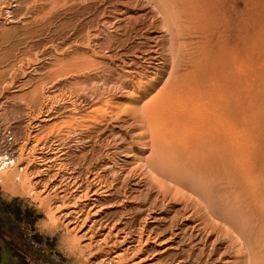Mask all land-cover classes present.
Masks as SVG:
<instances>
[{"label":"rangeland","instance_id":"374dc122","mask_svg":"<svg viewBox=\"0 0 264 264\" xmlns=\"http://www.w3.org/2000/svg\"><path fill=\"white\" fill-rule=\"evenodd\" d=\"M192 130L253 168L257 188L224 152L201 172L249 218L243 253L182 174L146 169L153 135L174 157ZM1 156L0 264H264V0H0Z\"/></svg>","mask_w":264,"mask_h":264},{"label":"bare ground","instance_id":"6f19581e","mask_svg":"<svg viewBox=\"0 0 264 264\" xmlns=\"http://www.w3.org/2000/svg\"><path fill=\"white\" fill-rule=\"evenodd\" d=\"M161 1V3H162V0H160ZM211 1V0H210ZM156 2V1H155ZM159 2V1H158ZM171 4V3H170ZM191 4V3H190ZM204 4V3H203ZM198 5V4H197ZM173 8V7H172ZM200 8V7H199ZM165 11V10H164ZM167 11V10H166ZM178 11V10H177ZM170 12V11H169ZM194 12V11H193ZM158 13V12H157ZM174 12H172V14H173ZM168 15V14H167ZM194 15V14H193ZM51 16V15H50ZM166 17V16H165ZM170 17H172V15L170 16ZM179 17V16H178ZM167 19V18H166ZM171 19V18H170ZM172 19H174V17L172 18ZM198 19V18H197ZM168 20V19H167ZM173 21V20H172ZM177 21V20H176ZM170 26V25H169ZM175 26V25H174ZM176 27V26H175ZM174 27V28H175ZM176 29V28H175ZM169 30V29H168ZM170 32V31H169ZM173 36H174V34H173ZM177 36V35H176ZM179 36V35H178ZM177 36V37H178ZM181 36V35H180ZM79 38V37H78ZM200 39V38H199ZM174 40V39H173ZM247 40V39H246ZM263 40V39H262ZM172 42V41H171ZM174 42V41H173ZM176 43H177V41H176ZM182 43V42H181ZM172 44V43H171ZM179 44V43H178ZM182 45V44H181ZM261 45V44H260ZM170 47H172V46H170ZM181 47V46H180ZM169 48V47H168ZM170 50V49H169ZM172 50V49H171ZM180 51V50H179ZM194 51V50H193ZM261 51V50H260ZM173 52V51H172ZM180 53V52H179ZM177 55H179L178 53H176ZM175 54V55H176ZM233 54V53H232ZM184 56V55H183ZM179 57V56H178ZM170 59V58H169ZM176 59V58H175ZM189 59V58H188ZM260 60V59H259ZM174 61V60H173ZM176 61V60H175ZM178 64V63H177ZM263 64V63H262ZM172 66V65H171ZM219 66V65H218ZM195 67V66H194ZM87 68V67H86ZM263 68V67H262ZM62 69V68H61ZM58 70H60V69H58ZM173 70V69H172ZM221 70V69H220ZM219 70V71H220ZM225 70V69H224ZM236 70V69H235ZM68 71H70V70H68ZM217 70H215V72H216ZM238 70H236V72H237ZM60 72H62V71H60ZM80 72V71H79ZM231 72V71H230ZM65 73V72H64ZM70 73V72H69ZM51 74H53V73H51ZM56 74V73H55ZM60 74V73H59ZM62 74V73H61ZM237 74V73H236ZM219 75V74H218ZM56 76H58V75H56ZM69 76V75H68ZM219 76H221V74L219 75ZM226 77H228L227 75H226ZM57 80H59V79H57ZM176 80V79H175ZM236 80V79H235ZM55 81V80H54ZM234 81V80H233ZM227 83V82H226ZM213 85H215V84H213ZM86 87V86H85ZM222 89L223 88H226V87H228V85H226V84H224V85H221L220 86ZM230 88H237L238 86L236 85H230L229 86ZM213 88H215V87H213ZM220 88V89H221ZM241 88V87H240ZM247 88V87H246ZM212 89V88H211ZM82 90V89H81ZM84 90H85V88H84ZM229 90V89H228ZM219 91H221V92H223L222 90H219ZM233 91V90H232ZM216 94H218V92L216 93ZM56 95V94H55ZM58 95V94H57ZM70 95V94H69ZM79 95V94H78ZM56 97V96H55ZM84 97V96H83ZM213 97V96H212ZM211 97V99H213ZM219 97H224V95L221 93V94H219L218 95V97H217V99L219 98ZM88 99V98H87ZM62 100V99H61ZM98 100H99V98H98ZM74 101V100H73ZM82 101V100H81ZM185 101V100H184ZM85 102V101H84ZM154 103V102H153ZM152 103V104H153ZM78 104V103H77ZM180 104V103H179ZM184 104V103H183ZM193 104V103H192ZM201 104V103H200ZM150 105V104H149ZM181 105V104H180ZM203 105V104H202ZM151 106V105H150ZM254 106V105H253ZM80 107H82V106H80ZM153 107V106H152ZM154 107H155V105H154ZM179 107V106H178ZM177 107V108H178ZM201 107V106H200ZM146 108H147V106H146ZM70 109V108H69ZM149 110H154V109H150V108H148ZM188 109V108H187ZM205 110V109H204ZM59 111V110H58ZM89 112V111H88ZM145 112V111H144ZM150 113V112H149ZM204 113V112H203ZM251 113V112H250ZM154 114V113H153ZM82 115V114H81ZM86 115V114H85ZM90 115V114H89ZM93 115V114H92ZM148 115V114H147ZM218 116V115H217ZM80 117H82V116H80ZM91 117V116H90ZM95 117V116H94ZM155 117V116H154ZM208 117V116H207ZM72 118V117H71ZM79 118V117H78ZM97 118V117H96ZM183 118V117H182ZM181 118V119H182ZM186 118V117H185ZM220 118V117H219ZM50 119V118H49ZM51 119H52V117H51ZM54 119V118H53ZM74 119V118H73ZM81 119V118H80ZM93 119V118H92ZM187 119V118H186ZM253 119V118H252ZM71 120V119H70ZM95 120H97V119H95ZM149 120V119H148ZM76 121H78V120H76ZM81 121V120H80ZM153 121H155V119L153 120ZM152 121V119H151V121L150 122H153ZM74 122V121H73ZM199 122V121H198ZM198 122H197V125H198ZM204 122V121H203ZM202 122V123H203ZM220 122V121H219ZM254 122V121H253ZM69 123V122H68ZM77 123V122H76ZM156 123V122H155ZM204 123H206V122H204ZM212 123V122H211ZM182 124H184V123H182ZM207 124V123H206ZM218 124V123H217ZM196 125V126H197ZM152 126V125H151ZM155 126V125H154ZM179 126V125H178ZM183 126H185V124L183 125ZM198 126H200V125H198ZM217 126V125H216ZM233 126V125H232ZM180 128H181V125L179 126ZM186 127V126H185ZM253 127V126H252ZM179 128V129H180ZM211 128V127H210ZM212 128H213V126H212ZM225 128V127H224ZM156 129V128H155ZM185 129V128H184ZM184 129H182L181 128V130H184ZM202 129V128H201ZM201 129H197L198 130V132H200L201 131ZM214 129V128H213ZM229 129V128H228ZM195 130V129H194ZM197 130H195V132L197 131ZM200 130V131H199ZM209 130V129H208ZM157 131V130H156ZM216 131V130H215ZM222 131V130H221ZM225 131V130H224ZM238 131V130H237ZM245 131V130H244ZM182 132V131H181ZM192 132L193 133H191V135H194V131L192 130ZM203 133V131L201 132V134ZM204 133H206V132H204ZM240 133H242V132H240ZM247 133H249V132H247ZM155 134H156V132H155ZM182 134H184V133H182ZM197 136H195V137H189V139H187V138H185V137H181V136H183V135H181V133H180V137L178 138V140H177V143L175 144V146H173V150H175V151H173V152H175V154H176V156H174V157H172V156H170L171 154H169V155H167V156H165V154H166V152L168 151V144H165L164 142L166 141V139L163 141L160 137H159V135L157 134V135H153L152 136V146H153V149L155 148V151H154V154H153V156L149 159V160H146V169H147V171L150 173V175H152V177H154V176H156V174L159 172V173H161L162 175H165L166 174V176L168 175V177L170 176L171 177V175L174 173V174H176V172L177 173H179L181 176H179L180 178H178V180L179 179H181V182L183 183L182 185L183 186H186V188H188V185H190V186H192L191 188H195V190L194 191H196V194H197V196L195 197L196 199H195V206H196V210H197V212H198V215L200 216V213L201 212H203V213H205V215L207 216H210V217H212L213 219H217V218H219L220 216H225L226 218H227V221L229 220V223H232L231 224V226L230 227H232V225L234 226V227H236V229H234V230H236L234 233H235V241L238 243V250H240V252H242L244 249H245V246H247L248 247V245H249V243L247 242V244L248 245H246V239H247V241L249 240V237H247L246 238V236L247 235H249V233H250V230H249V232L246 230V229H249L248 227H247V224L249 223V218H242L241 217V215H232L231 213H229L228 211H230V206H226L227 207V209H228V207L230 208V209H228V210H226L225 208L226 207H224V209L221 207V211H220V208H218V206H216V204L214 205L213 204V202L214 201H210L209 199H210V197L207 195V193H209L210 194V192H207V191H209V189H208V187H206V186H203V184H204V182H203V184H202V181H201V172L202 171H206L207 169H208V167H209V165H212L211 167H213V166H216L215 165V163H218V158L220 159V156H219V154L221 153V152H224L225 153V167H228L229 165L231 166L230 168L228 167V170L234 175L233 176V179H234V177L236 178V177H238L237 179L239 180V179H241V181L243 180V182H241V183H244V182H246L245 184L246 185H249V186H251V188L252 187H256L257 188V185H256V183H254V182H256V181H253V179H252V173H253V168L251 169V165L249 166V165H246V160H245V162H243V160L242 159H239V156H241V155H239V149H240V147H239V145H236L233 141L226 147V148H221L220 147V145L219 144H216V143H214V142H216L217 141V138L216 137H214V136H210V135H207L206 134V136L207 137H205V135H203V136H201V134H199V133H195ZM214 134V133H213ZM224 134V133H223ZM250 134V133H249ZM258 134V133H257ZM190 135V136H191ZM247 135V134H246ZM37 136V135H36ZM251 136V135H250ZM35 137V136H34ZM232 137V136H231ZM243 137V136H242ZM246 137V136H245ZM215 138H216V140H215ZM234 138V137H233ZM219 139V138H218ZM236 138H234V140H235ZM238 139V138H237ZM243 139V138H242ZM248 138H246V140H247ZM35 140V139H34ZM39 140V139H38ZM230 140V139H229ZM244 140V139H243ZM219 141V140H218ZM217 141V142H218ZM172 142V141H171ZM61 143V142H60ZM167 143V142H166ZM174 143H175V141H174ZM214 143V144H213ZM35 144V143H34ZM213 144V145H212ZM56 145H57V143H56ZM216 145H219V146H216ZM250 146V145H249ZM172 147V146H171ZM61 148V147H60ZM245 148V147H244ZM151 149V148H150ZM222 151H221V150ZM242 149H243V147H242ZM245 149H247V148H245ZM249 149V148H248ZM170 150H171V148H170ZM253 151V150H252ZM171 152V151H170ZM250 152V151H249ZM165 153V154H164ZM168 153H169V151H168ZM172 153V152H171ZM241 153V152H240ZM244 154H245V151L243 152ZM61 154V153H60ZM222 154V153H221ZM242 154V153H241ZM248 154V153H247ZM251 154V153H250ZM66 155V154H65ZM168 156H170V157H168ZM245 156V155H244ZM244 156H242V158L244 157ZM55 157V156H54ZM247 157H249L248 155H247ZM252 157V156H251ZM60 158V157H59ZM145 159V158H144ZM223 159V158H222ZM52 160V159H51ZM221 160V159H220ZM254 161V160H253ZM187 162L188 163H191V164H193L194 166H193V168L195 169V171H196V175H195V177H191L192 176V174H194V173H192L191 172V175L190 174H187L188 172H186L188 169H186V165H187ZM14 163V161L13 160H10L7 156H1L0 157V169L2 170V169H4L5 167H7L9 164H13ZM178 163V164H177ZM245 163V164H244ZM251 164V163H250ZM189 165V164H188ZM220 166V165H219ZM218 167V166H217ZM254 167V166H253ZM224 168V167H223ZM156 169H158V170H156ZM224 170V169H223ZM227 170V171H228ZM146 171V170H145ZM214 171V170H213ZM226 171V170H225ZM226 171V173H228ZM181 172V173H180ZM173 174V175H174ZM228 174H230V173H228ZM231 175V174H230ZM256 175V174H255ZM203 176V175H202ZM70 177V176H69ZM75 177V176H74ZM176 177V176H175ZM228 177H229V179L232 181V177L231 176H229L228 175ZM231 177V178H230ZM255 177V176H254ZM18 178V177H17ZM72 178V177H71ZM177 178V177H176ZM63 179V178H62ZM167 179H169V178H167ZM173 179V180H172ZM204 179V178H203ZM171 180V182H173V181H175V178H171L170 179ZM218 180V179H217ZM255 180V179H254ZM84 181V180H83ZM86 181V180H85ZM177 181V180H176ZM175 181V182H176ZM230 181V182H231ZM234 181V180H233ZM228 182V181H227ZM237 182V181H236ZM239 182V181H238ZM220 183V182H219ZM229 183V182H228ZM231 183H233V182H231ZM240 183V184H241ZM93 184V183H92ZM206 184H208V182L206 183ZM226 184V183H225ZM86 185V184H85ZM243 185V184H242ZM259 185V187H260V184H258ZM263 185V184H262ZM95 186V185H94ZM182 186V187H183ZM209 186V185H208ZM203 187H205V188H203ZM222 187V186H221ZM185 188V187H184ZM190 188V187H189ZM202 188H203V190L204 191H201L202 190ZM206 188L208 189L207 191H206ZM226 189V188H225ZM259 189V188H258ZM189 190V189H188ZM224 190V189H223ZM252 190V189H251ZM201 191V192H200ZM206 192V193H205ZM238 192V191H237ZM248 192H249V190H248ZM189 193V192H188ZM256 193V192H255ZM82 194V193H81ZM85 194V193H84ZM212 194V193H211ZM213 195V194H212ZM228 195V194H227ZM249 195V194H248ZM211 196V195H210ZM236 196V195H235ZM252 196V195H251ZM256 196V195H255ZM262 196H264L263 194H262ZM207 197H209V198H207ZM214 197V196H213ZM212 197V198H213ZM228 197V196H227ZM218 198V197H217ZM252 198V197H251ZM236 198H234L233 200H235ZM246 199H247V197H246ZM264 201V200H263ZM262 201V202H263ZM223 202V201H222ZM222 202H220V203H222ZM237 202V201H236ZM229 203V202H228ZM227 203V204H228ZM234 203V202H233ZM232 205V204H231ZM237 205H238V203H237ZM221 206H222V204H221ZM233 206V205H232ZM231 206V207H232ZM237 207V206H236ZM239 207V206H238ZM261 207V205L259 206V208ZM242 208V207H241ZM237 209V208H236ZM243 209V208H242ZM224 211V215L222 214V212ZM80 211V210H79ZM184 211V210H183ZM231 212H233V210H231ZM237 212H238V210H237ZM242 212V211H241ZM80 213V212H79ZM235 213H236V210H235ZM234 213V214H235ZM264 213V212H263ZM237 214V213H236ZM77 215V214H76ZM204 215V216H205ZM238 216V217H237ZM245 216V215H244ZM224 217V218H225ZM240 217V218H239ZM247 217V216H246ZM254 217V216H253ZM252 217V218H253ZM72 218V217H71ZM78 218V217H77ZM76 218V219H77ZM195 218H196V215H195ZM222 217H220V219H221ZM225 218V219H226ZM73 219V218H72ZM224 219V220H225ZM242 219V220H241ZM244 219V220H243ZM75 220V219H74ZM211 220V219H210ZM77 221H78V219H77ZM76 221V222H77ZM218 221V220H217ZM230 221H232V222H230ZM204 222H205V220H204ZM219 222V221H218ZM245 222V223H244ZM206 224V223H205ZM208 224V223H207ZM249 225V224H248ZM214 227V226H213ZM216 227V226H215ZM228 227H229V225H228ZM251 227H253L252 225H251ZM77 228V227H76ZM218 228V227H217ZM200 229V228H199ZM206 229V228H205ZM212 229V228H211ZM214 230V229H213ZM233 230V231H234ZM211 231V230H210ZM247 231V232H246ZM231 233V232H230ZM253 234V233H252ZM228 235V234H227ZM209 236H210V233H209ZM76 237V236H75ZM207 237V236H206ZM77 238V237H76ZM255 239V238H254ZM77 240V239H76ZM255 241V240H254ZM249 242H251V241H249ZM79 243V242H78ZM235 243V242H234ZM75 245L76 246H78L76 243H75ZM75 246V247H76ZM257 246V245H256ZM246 247V248H247ZM77 248H79V247H76V249ZM252 250V249H251ZM75 251V250H74ZM249 251V250H248ZM244 252V251H243ZM242 252V253H243ZM250 252V251H249ZM246 254H247V251H246ZM245 253H244V255H246ZM249 255L250 254H253V253H248ZM248 254H247V257H248ZM251 257L252 256H250V259H251ZM255 258V257H254ZM242 259V258H241ZM248 259V258H247ZM248 261V260H247ZM249 262H250V260H249ZM120 264V263H119ZM247 264V263H246ZM250 264V263H249ZM256 264H258V263H256ZM259 264H261V263H259Z\"/></svg>","mask_w":264,"mask_h":264}]
</instances>
